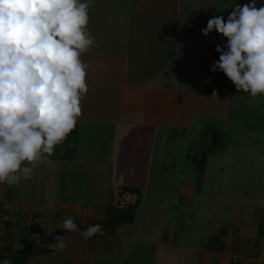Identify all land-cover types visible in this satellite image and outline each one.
Instances as JSON below:
<instances>
[{
  "label": "crops",
  "instance_id": "crops-1",
  "mask_svg": "<svg viewBox=\"0 0 264 264\" xmlns=\"http://www.w3.org/2000/svg\"><path fill=\"white\" fill-rule=\"evenodd\" d=\"M260 3L257 0V7ZM228 6L230 0H93L87 30L96 46L81 57L91 67L76 128L52 156L37 164L31 179L0 184V207L21 218L11 228L17 231L11 237L15 251L22 247L20 236L34 237L36 244L40 232L51 236L52 250L30 257L27 264H264L262 201L254 205L247 228L241 216L229 215V227L210 234L203 246L188 247L179 239L178 226L170 223L169 197L153 204L134 183L135 176L149 168L147 163L136 161L130 172L122 168L118 180L113 175L115 160H136L141 149L152 152L158 141L165 148L175 131L182 134L200 113L228 111L221 113L228 124L232 110L243 113L251 96L238 92L223 73L210 71L219 57L215 47L221 37L201 33L213 15L226 16ZM213 91L218 98L211 97ZM120 144L123 148L116 149ZM105 171L113 176L107 181ZM127 174L130 181L125 180ZM124 187L139 190V204L131 222L119 214L112 217V225L108 214L110 207L120 206L119 195L123 207L137 196ZM189 190L188 184L185 193L181 189L182 200L189 199ZM32 216L39 226L34 233L27 224ZM68 217L77 231L61 228ZM97 223L103 233L85 240L82 234ZM220 231L224 249H208V241ZM4 234L1 222L0 237ZM57 236L66 244L62 250L53 247Z\"/></svg>",
  "mask_w": 264,
  "mask_h": 264
},
{
  "label": "clouds",
  "instance_id": "clouds-1",
  "mask_svg": "<svg viewBox=\"0 0 264 264\" xmlns=\"http://www.w3.org/2000/svg\"><path fill=\"white\" fill-rule=\"evenodd\" d=\"M92 5L93 0H0V184L31 179L37 164L76 128L91 67L81 57L96 46L87 30ZM229 8L201 28L204 37L215 32L222 39L210 71L223 73L238 92L264 96V0L259 7L257 0H230L224 10ZM61 228L78 230L71 217ZM100 230L90 225L82 235L87 240ZM53 247L64 249L63 237H55Z\"/></svg>",
  "mask_w": 264,
  "mask_h": 264
},
{
  "label": "rangeland",
  "instance_id": "rangeland-1",
  "mask_svg": "<svg viewBox=\"0 0 264 264\" xmlns=\"http://www.w3.org/2000/svg\"><path fill=\"white\" fill-rule=\"evenodd\" d=\"M217 80L222 83L220 78ZM239 110H232L230 113V124L229 120L225 122L223 116L228 111H220L215 115L200 113L182 134L178 135L180 131L176 130L166 142L165 148H161L158 141L152 152L141 149L136 160H115L113 175L117 180L121 176L120 172H123L122 168L125 172H130L136 161L137 164L149 165V168L135 176L134 183L143 187L146 198L154 200L153 204L162 203L169 197L170 223H174V227L178 226L179 239L184 240L188 247L205 245L210 234L221 227H229L226 219L230 216H241L242 225L246 227L254 215V205L262 201L260 205L264 206V132L260 128L264 117V96L250 97L245 102L243 113ZM119 143L120 140L117 139L116 144ZM123 146L116 145V149ZM205 151V166L200 172L194 161L196 156ZM116 154L121 155V152ZM123 161L128 163L124 162L126 164L123 166L120 164ZM106 172L105 181L112 176ZM126 176L125 180L130 181L128 174ZM187 184L190 188L186 191L189 199L185 196L187 200H182L179 193L182 188L185 193ZM119 198L120 202L124 201L121 194ZM120 202V206L116 208L129 212V205L123 207ZM7 212L11 211L0 207V214H9ZM14 220L12 222L17 223ZM27 224L32 228L31 233H34V227H39L33 220H29ZM12 232L17 233L14 230ZM3 238L0 237V244L11 242V238ZM16 249L14 244L12 252H16ZM189 256L188 253L185 261ZM261 258L264 261L263 255Z\"/></svg>",
  "mask_w": 264,
  "mask_h": 264
},
{
  "label": "trees",
  "instance_id": "trees-1",
  "mask_svg": "<svg viewBox=\"0 0 264 264\" xmlns=\"http://www.w3.org/2000/svg\"><path fill=\"white\" fill-rule=\"evenodd\" d=\"M205 161H206V152H202V155L199 154V156L198 157L196 156L195 158L194 165L197 166L200 172L203 171L204 169ZM123 190L130 191V192L134 191V193L137 194V199L135 200L133 204L128 206L130 209L129 212L126 211L125 209L110 207L109 212L111 213L108 214V221L110 222V224H112V217L114 215H119V214L126 216L128 220L131 222V219H132L131 217L133 216L134 210L139 204V190L138 189L134 190L129 187H124ZM7 213H9L11 216L16 214V212H7ZM32 218H34V216H32ZM2 223L5 229V234L3 236L4 237L3 239L8 240L9 238L12 237L13 232L11 231V228H12V224L14 223H11L10 221H3ZM18 223L19 222L15 223V226H17ZM114 224H118V223L115 221ZM223 234H224L223 231H220L216 235H214L208 241L207 248L214 249L216 251H222L224 249V243H223L221 235L223 236ZM39 237H40V243L36 244L34 237L28 238V237L20 236L19 240L22 243V247L16 252H12L11 242L8 241L7 244H0V260L11 259L12 264H27V261L30 257L36 256L42 253L50 252L52 250V247L49 245L51 236L45 235L44 232H40Z\"/></svg>",
  "mask_w": 264,
  "mask_h": 264
},
{
  "label": "built area",
  "instance_id": "built-area-1",
  "mask_svg": "<svg viewBox=\"0 0 264 264\" xmlns=\"http://www.w3.org/2000/svg\"><path fill=\"white\" fill-rule=\"evenodd\" d=\"M13 219H15L14 221L15 222H20L21 221V218H20V215H18V214H15V215H13V216H11L10 214H0V222H3V221H10L11 223H13L12 221H13ZM32 220H34V218H32L31 219V221ZM103 232H102V230H100V232H98L97 234H95V235H100V234H102Z\"/></svg>",
  "mask_w": 264,
  "mask_h": 264
}]
</instances>
